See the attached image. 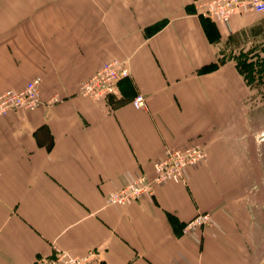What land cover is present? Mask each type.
Returning a JSON list of instances; mask_svg holds the SVG:
<instances>
[{"label": "crops", "instance_id": "obj_1", "mask_svg": "<svg viewBox=\"0 0 264 264\" xmlns=\"http://www.w3.org/2000/svg\"><path fill=\"white\" fill-rule=\"evenodd\" d=\"M196 1L0 0V93L40 77L44 101L0 114V264L55 248L93 250L90 264H264V102L236 61L243 41L264 42V16L227 24ZM113 59L131 71L118 94L80 95ZM190 145L207 157L184 182L108 203ZM199 212L211 223L185 234Z\"/></svg>", "mask_w": 264, "mask_h": 264}, {"label": "built area", "instance_id": "obj_2", "mask_svg": "<svg viewBox=\"0 0 264 264\" xmlns=\"http://www.w3.org/2000/svg\"><path fill=\"white\" fill-rule=\"evenodd\" d=\"M196 9L205 16L218 17L229 24L234 14L245 10L261 13L264 16V0H197ZM130 75V67L126 61L116 59L106 61L98 71L82 81L79 94L95 100H107L110 95L118 94L120 81ZM40 82L41 78L36 77L20 90L0 93V114L39 108L44 104L39 94ZM57 100L58 97L54 96L48 103L52 104ZM131 103L136 108L146 107V95L137 93ZM206 157L207 151L202 145H190L184 149L169 148L162 158L154 162L153 177H148L146 174L138 175L123 188L108 195L107 201L110 204L124 205L145 194L154 193L155 186L166 180L184 182L185 169L202 162ZM211 221L212 215L209 212H199L185 223L183 231L185 234L195 232L204 234L205 228ZM96 258L97 253L93 250L84 255H77L65 249L55 248L50 255L38 257L28 264H90Z\"/></svg>", "mask_w": 264, "mask_h": 264}, {"label": "rangeland", "instance_id": "obj_3", "mask_svg": "<svg viewBox=\"0 0 264 264\" xmlns=\"http://www.w3.org/2000/svg\"><path fill=\"white\" fill-rule=\"evenodd\" d=\"M254 42L243 41L245 45L236 52V61L248 82L255 86L257 105L258 102H264V42Z\"/></svg>", "mask_w": 264, "mask_h": 264}]
</instances>
